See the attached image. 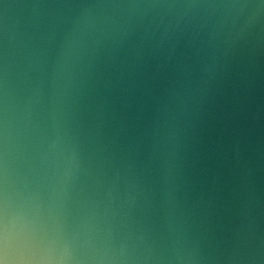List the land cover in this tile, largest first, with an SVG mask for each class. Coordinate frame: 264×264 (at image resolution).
I'll return each mask as SVG.
<instances>
[{"label":"water","instance_id":"obj_1","mask_svg":"<svg viewBox=\"0 0 264 264\" xmlns=\"http://www.w3.org/2000/svg\"><path fill=\"white\" fill-rule=\"evenodd\" d=\"M0 264H264V0H0Z\"/></svg>","mask_w":264,"mask_h":264}]
</instances>
